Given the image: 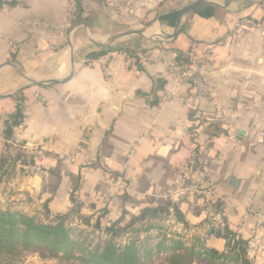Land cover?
<instances>
[{
  "label": "crops",
  "instance_id": "crops-1",
  "mask_svg": "<svg viewBox=\"0 0 264 264\" xmlns=\"http://www.w3.org/2000/svg\"><path fill=\"white\" fill-rule=\"evenodd\" d=\"M76 1L65 26L69 0H0V159L22 154L0 164V210L63 215L74 195L105 228L170 203L186 226L172 214L166 223L187 245L222 252L227 229L247 242L250 264H264V2ZM197 1L214 15L193 9L163 39L173 28L160 18ZM193 45L187 70L205 95L182 76ZM106 46L121 50L87 59ZM20 90L15 146L3 121ZM193 151L208 163L185 173Z\"/></svg>",
  "mask_w": 264,
  "mask_h": 264
},
{
  "label": "trees",
  "instance_id": "trees-1",
  "mask_svg": "<svg viewBox=\"0 0 264 264\" xmlns=\"http://www.w3.org/2000/svg\"><path fill=\"white\" fill-rule=\"evenodd\" d=\"M215 10L213 5L201 6L195 8V13L200 17L210 18ZM180 13L174 12L161 17L160 21L173 28ZM120 50L110 46L101 47L90 53L87 59L94 60ZM182 62L187 61L183 59ZM21 93L22 90L12 96L16 102L15 113L3 121V138L7 142L13 138L14 129L23 124L24 99ZM5 148L8 149L7 145ZM8 161H11L8 155L3 156L0 164L5 165ZM70 201L73 208L63 215L49 217L45 208V217L53 220L49 223L38 221L35 215L1 211L0 264L18 261L23 254H36L41 259L69 264H153L161 254L165 255L166 264H250L247 242L227 229L222 234L226 240L222 252L201 245H187L179 235L165 234L163 227L158 224L168 221L171 214L176 223L186 226L178 208L170 203L146 208L127 223L119 220L102 228L98 219L92 223L91 219L80 215V205L74 195L70 196ZM80 227L103 230L109 239L90 248L85 244L88 235ZM118 230L120 235L128 237L124 245L113 242ZM152 230L156 232V237L150 239L147 234ZM130 231L134 233L133 238L130 237ZM141 234L145 235L143 240L138 239ZM79 237H83V240L78 241Z\"/></svg>",
  "mask_w": 264,
  "mask_h": 264
},
{
  "label": "rangeland",
  "instance_id": "rangeland-1",
  "mask_svg": "<svg viewBox=\"0 0 264 264\" xmlns=\"http://www.w3.org/2000/svg\"><path fill=\"white\" fill-rule=\"evenodd\" d=\"M21 153L20 151L18 150H14L12 151L11 155L8 154V157L10 160H12L13 158H20L21 157ZM9 175V174H8ZM0 193H5L6 192V188H0ZM4 202H3V199L0 198V209L3 208L1 206H4ZM1 211V210H0ZM13 213V212H12ZM35 216H37V220L38 221H42L44 223H49V222H52L53 220L52 219H48L45 217V213L44 211L41 209V210H38L35 212L34 214ZM161 227H163V230L165 232V234H169V233H173L175 232L176 230H174L173 226H171V224H168L166 223V221H163L161 222L160 224ZM81 228V227H80ZM81 229L84 230L85 234L88 235V239L87 241H85V244L86 246L92 248L94 245H96L97 243L103 241V240H106V239H109V237L105 234V231L103 230H94V229H91V228H84L82 227ZM131 233V234H130ZM130 233L128 232V234H130V237L133 238L134 236V233H132L130 231ZM149 234V238L150 239H153L156 237V232L154 230L152 231H149L148 232ZM141 238H138L139 240H143L145 235L141 234L140 236ZM83 237H79L78 238V241H82ZM128 241V237H126L124 234L123 235H120V231L118 230L117 233L115 234V236L113 237V242L116 243V244H119V245H124L126 244ZM165 255H159V258L154 260V263L153 264H166V261H165ZM10 264H69V263H59L55 260H47V259H41L39 256H37L36 254H23L21 255V257L18 259V261H15V262H12Z\"/></svg>",
  "mask_w": 264,
  "mask_h": 264
},
{
  "label": "built area",
  "instance_id": "built-area-1",
  "mask_svg": "<svg viewBox=\"0 0 264 264\" xmlns=\"http://www.w3.org/2000/svg\"><path fill=\"white\" fill-rule=\"evenodd\" d=\"M70 1V9L67 17L65 18V26H70L74 21L78 19L79 16V10H80V5L76 0H69ZM4 5L0 3V11L4 9ZM194 49L195 46L193 45L191 51L186 55L184 58L187 62L182 63V69L184 70L182 72V76H184L188 83L195 87L198 90H201V93L205 95V91L203 89V81L201 78L194 72H191L188 69V67L191 66V64H194L197 62L195 55H194ZM23 105L25 103L23 102ZM23 116H24V111H23ZM9 144L12 145H20V142L18 140H9ZM258 143L262 144L264 143V133H260L258 135ZM208 161L202 157L201 151H193L191 154L190 160L184 165L183 167V172L188 173L193 166L196 164L201 167H205L207 165ZM185 177V176H184ZM187 178V177H186ZM258 250V246H252L248 248V252H256Z\"/></svg>",
  "mask_w": 264,
  "mask_h": 264
},
{
  "label": "water",
  "instance_id": "water-1",
  "mask_svg": "<svg viewBox=\"0 0 264 264\" xmlns=\"http://www.w3.org/2000/svg\"><path fill=\"white\" fill-rule=\"evenodd\" d=\"M262 2H264V0H261ZM208 5H213L209 2H206V1H197L195 3H192L191 5H189L188 7H186L183 11H181V13L179 14L177 20H176V23L173 27V32L170 34V35H167L165 37H163V39L165 40H169V39H174L176 38L181 32V28H180V24H181V20L182 18L188 14L189 12H191L193 9L197 8V7H201V6H208ZM129 34H132V33H125V34H121V35H117L115 37H113V39L110 40L109 43H112L114 42L115 40L123 37V36H127ZM135 34H140V33H135Z\"/></svg>",
  "mask_w": 264,
  "mask_h": 264
}]
</instances>
